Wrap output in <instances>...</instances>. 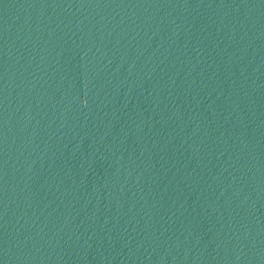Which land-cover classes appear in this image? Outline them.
Segmentation results:
<instances>
[{
	"label": "water",
	"instance_id": "obj_1",
	"mask_svg": "<svg viewBox=\"0 0 264 264\" xmlns=\"http://www.w3.org/2000/svg\"><path fill=\"white\" fill-rule=\"evenodd\" d=\"M0 264H264V0H0Z\"/></svg>",
	"mask_w": 264,
	"mask_h": 264
}]
</instances>
